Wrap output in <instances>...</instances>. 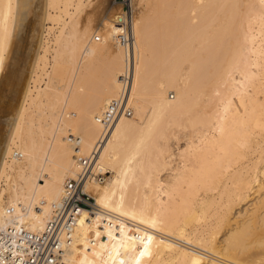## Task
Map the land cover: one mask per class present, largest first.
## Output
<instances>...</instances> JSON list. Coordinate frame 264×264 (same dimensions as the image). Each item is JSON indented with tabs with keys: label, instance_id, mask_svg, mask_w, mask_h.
I'll return each mask as SVG.
<instances>
[{
	"label": "bare ground",
	"instance_id": "bare-ground-1",
	"mask_svg": "<svg viewBox=\"0 0 264 264\" xmlns=\"http://www.w3.org/2000/svg\"><path fill=\"white\" fill-rule=\"evenodd\" d=\"M108 1L0 0V223L83 178L64 264H264V0H130V62Z\"/></svg>",
	"mask_w": 264,
	"mask_h": 264
},
{
	"label": "built area",
	"instance_id": "built-area-1",
	"mask_svg": "<svg viewBox=\"0 0 264 264\" xmlns=\"http://www.w3.org/2000/svg\"><path fill=\"white\" fill-rule=\"evenodd\" d=\"M126 12L115 21L117 41L125 47L127 60L131 61L134 34L131 24V7L125 2ZM120 104L115 101L100 117L105 125H110ZM130 114V110L128 111ZM90 162H83L88 167ZM83 179V178H82ZM82 179L67 180L62 199L54 203L53 213L44 229L35 232L25 225H4L0 223V264H64L65 248L73 239L78 216L86 208L93 210L94 200L84 191Z\"/></svg>",
	"mask_w": 264,
	"mask_h": 264
},
{
	"label": "rangeland",
	"instance_id": "rangeland-1",
	"mask_svg": "<svg viewBox=\"0 0 264 264\" xmlns=\"http://www.w3.org/2000/svg\"><path fill=\"white\" fill-rule=\"evenodd\" d=\"M108 1V0H107ZM116 3H115V2ZM87 1H85V3H86ZM113 2V3H112ZM125 2H127V4L130 6V0H109L108 2H104V7H106L107 9H108V11H107V9L105 8V10L103 11L102 10V12L100 13V10H99V12H98V15H96V17H95V20H96V24H99L102 20L104 21L105 19H106V15H109V17L110 16H114V15H116V13H118V11L121 9V7H122V9H124V10H122L123 12H126V8H124V4H125ZM88 3V2H87ZM86 3V4H87ZM111 4V5H110ZM117 5V8H116V5ZM34 5V4H33ZM110 5V6H109ZM112 6V7H111ZM113 6H114V8H113ZM110 7V8H109ZM131 7V9L129 10V12H127V13H131L132 14V6H130ZM34 8L36 9V7H35V5H34ZM112 9V10H111ZM110 10H111V13H110ZM118 10V11H117ZM117 11V12H116ZM105 14H104V13ZM113 12V13H112ZM86 13H91V10L90 9H88V11H86ZM111 15H110V14ZM105 17H104V16ZM103 16V17H102ZM33 17V18H32ZM32 17H31V19H33L34 20V13H33V15H32ZM108 17V16H107ZM115 17V16H114ZM132 17V16H131ZM102 18H104V19H102ZM33 20H32V23H31V27L34 25V23H33ZM28 30H30V31H28L29 33L27 34V36H28V39H27V41H26V43H24V44H28L29 43V41H30V39H31V34H32V31H31V28H29ZM19 32H20V34H22L23 32L22 31H19V30H17V33H16V35H15V37H16V39H17V41L19 42V40H20V38H21V35L19 34ZM19 34V35H18ZM47 34V33H46ZM22 35H24L25 36V34H22ZM50 39L52 40L51 41V43L48 45L49 46V53L47 54V58H48V63H49V68L47 69L48 70V74H50L51 73V71H52V67H53V65H54V60H55V57H56V53L54 52L55 51V46L54 45H52L53 43V40H54V33H53V35L50 37ZM48 40V37L45 39V37H43L42 38V42L43 43H46V41ZM26 45H24L25 46V48H22V52H21V55H22V57H23V59H22V61H21V65H20V67L22 68L23 66H24V64H23V62H25V56H26V54H27V52H26ZM36 47V46H35ZM25 49V50H24ZM17 51H20L19 49H18V47L16 46L15 47V49L13 50V52H12V55H13V57L16 55V52ZM23 53V54H22ZM50 53H51V55H50ZM55 53V54H54ZM42 55H44V53L42 52ZM52 59H54V60H52ZM51 61V62H50ZM51 63V64H50ZM53 64V65H52ZM51 67V68H50ZM33 76L37 79V76L36 75H34V73H33ZM48 83V77H47V75H45L44 76V80H43V82L41 83V85L39 86L40 87V91H44L45 89L47 90V86H46V84ZM31 85L32 86H34V83H33V81H31ZM7 90H5L4 92V94L2 95L3 96V98H4V101H3V98H2V96H1V98H0V100L2 99V101H0V103H5V105H3V107L2 108H4V110H2L3 111V113H5V111H8V110H10L9 108H11L15 103H16V99H15V93H14V90L13 91H11V92H9V91H7ZM33 91H34V93H37L36 91H35V88L33 87ZM8 93H10V94H8ZM7 95V96H6ZM172 97H173V94H172ZM11 105V106H10ZM28 107H29V105H28ZM31 111V110H30ZM29 111V112H30ZM2 120H6V118H2ZM12 127H13V125H12ZM0 133H1V125H0ZM1 135V134H0ZM182 144L184 143L183 141L181 142ZM251 203L252 202H249L248 204H240L238 207H236L235 209H234V211L236 212L235 214H236V216H238V212H240V211H242L243 210V213H244V211H245V209H247L248 207H250L251 206ZM244 207V208H243Z\"/></svg>",
	"mask_w": 264,
	"mask_h": 264
}]
</instances>
